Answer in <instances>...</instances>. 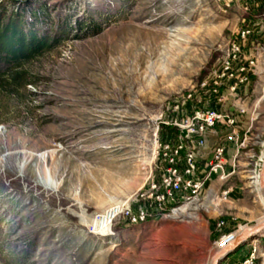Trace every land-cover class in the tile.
Here are the masks:
<instances>
[{"label": "rangeland", "instance_id": "obj_1", "mask_svg": "<svg viewBox=\"0 0 264 264\" xmlns=\"http://www.w3.org/2000/svg\"><path fill=\"white\" fill-rule=\"evenodd\" d=\"M1 2L39 33L71 27L0 87V264H211L224 237L264 218L260 188L237 171L227 199L218 180L176 213L91 231L156 173L157 115L218 69L250 0ZM87 24L99 32L81 38ZM254 241L222 264H264Z\"/></svg>", "mask_w": 264, "mask_h": 264}, {"label": "built area", "instance_id": "obj_2", "mask_svg": "<svg viewBox=\"0 0 264 264\" xmlns=\"http://www.w3.org/2000/svg\"><path fill=\"white\" fill-rule=\"evenodd\" d=\"M250 1L249 17L218 69L157 115L156 173L132 198L97 214L91 231L112 229L117 221L138 225L161 214L176 213L197 201L213 179L224 186L237 171L246 173L260 188L264 140L255 132L257 113L255 108L250 111L247 99L253 79L264 78V0ZM247 113L250 118L245 120ZM210 135L215 140L207 151ZM244 153L252 159L240 168ZM228 165L231 169L227 170ZM222 196L227 199L229 190H222ZM253 256L242 264H252Z\"/></svg>", "mask_w": 264, "mask_h": 264}, {"label": "trees", "instance_id": "obj_3", "mask_svg": "<svg viewBox=\"0 0 264 264\" xmlns=\"http://www.w3.org/2000/svg\"><path fill=\"white\" fill-rule=\"evenodd\" d=\"M34 18L38 19V13H34ZM70 25L66 24V29L59 32L39 33L34 24L25 25L22 13L10 11L6 13V6L0 3V87L9 83V75L19 78L20 71L12 72V69L19 66L23 61L35 57L44 50L62 41L63 36H67ZM81 38L96 34L92 33L91 25L83 26ZM94 31V30H93Z\"/></svg>", "mask_w": 264, "mask_h": 264}, {"label": "water", "instance_id": "obj_4", "mask_svg": "<svg viewBox=\"0 0 264 264\" xmlns=\"http://www.w3.org/2000/svg\"><path fill=\"white\" fill-rule=\"evenodd\" d=\"M260 190L264 197V161L260 172ZM264 236V218L253 225L243 227L235 234L224 237L221 246L212 256L211 264L224 263L233 253H236L246 244Z\"/></svg>", "mask_w": 264, "mask_h": 264}, {"label": "crops", "instance_id": "obj_5", "mask_svg": "<svg viewBox=\"0 0 264 264\" xmlns=\"http://www.w3.org/2000/svg\"><path fill=\"white\" fill-rule=\"evenodd\" d=\"M256 82L257 81H252V83L249 85V91H250V93L253 95L254 94V92H257V91H259V87L256 85ZM263 92L262 93H264V86H263ZM262 89L260 88V91H262ZM259 93V92H258ZM255 94V99H252V97H251V94H250V97H248V99H247V105L249 106V109H250V111L253 109V108H255V110H256V113H257V119L254 121V126H255V132H257L258 134H259V136L261 137V139L262 140H264V95H262V94ZM246 117H248V119L250 118V113H247V115H246ZM214 140H215V137L213 136V135H210L209 136V141H208V144H207V146H206V150L208 149V147L210 146V145H212L213 144V142H214ZM234 150H235V146L234 145H232L231 146V148H230V155L232 156L233 155V153H234ZM228 168L229 169H231V165H228ZM219 179L218 178H215V179H213L208 185H207V187H206V189L202 192V194H201V196H204L208 191H210V190H215L216 191V189H215V185H216V183H217V181H218ZM220 181V180H219ZM218 181V182H219ZM229 182V181H228ZM228 184V183H227ZM227 184L226 185H224V186H222L221 185V181H220V183H219V188H220V192H218L217 194H219V193H221L222 192V189L224 188V189H228L229 190V195H231L232 194V192H234V187L233 186H227ZM217 186V185H216ZM228 187H230V188H228ZM223 189V190H224ZM214 191V192H215ZM263 194H261V196H262ZM200 196V197H201ZM200 199V198H199ZM182 210V209H181ZM242 251V250H241ZM241 251H239V252H241ZM238 252V253H239ZM242 255V253H239L238 255H235V256H237V257H235L236 259L235 260H237V262H240L241 264H242V262H243V260L245 259V256H241ZM229 260H230V258H229ZM228 260H226L225 262H227Z\"/></svg>", "mask_w": 264, "mask_h": 264}, {"label": "bare ground", "instance_id": "obj_6", "mask_svg": "<svg viewBox=\"0 0 264 264\" xmlns=\"http://www.w3.org/2000/svg\"><path fill=\"white\" fill-rule=\"evenodd\" d=\"M263 197V196H262ZM264 199V197H263ZM124 202V201H123ZM183 208V207H182ZM181 208V209H182ZM112 229H110V227H106V228H102L100 230H97L96 233H99V234H102V235H107V234H110L112 231ZM256 240L254 241V243L256 244Z\"/></svg>", "mask_w": 264, "mask_h": 264}]
</instances>
